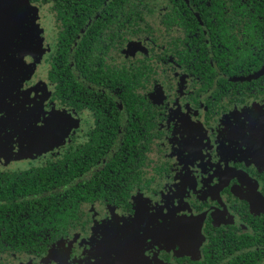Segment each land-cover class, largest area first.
<instances>
[{
  "label": "flooded vegetation",
  "instance_id": "1",
  "mask_svg": "<svg viewBox=\"0 0 264 264\" xmlns=\"http://www.w3.org/2000/svg\"><path fill=\"white\" fill-rule=\"evenodd\" d=\"M33 16L0 264H264V0H0V80Z\"/></svg>",
  "mask_w": 264,
  "mask_h": 264
},
{
  "label": "rangeland",
  "instance_id": "2",
  "mask_svg": "<svg viewBox=\"0 0 264 264\" xmlns=\"http://www.w3.org/2000/svg\"><path fill=\"white\" fill-rule=\"evenodd\" d=\"M24 21H27V19H25ZM15 36L16 38L13 41L11 52H14L12 54V60L16 63L13 68L4 66L7 73L5 75L6 80H3V78H1L0 80V90L3 92L8 91L6 86L10 83L6 84L7 82L11 81L14 88L16 86L18 87L19 83L22 80L26 79L27 75L31 74L35 62L37 61V57L39 56L41 51V33L39 25L37 23V18L35 16L29 17L27 23L23 26V29L19 32H16ZM25 54H30L31 56H33L35 59L34 62L28 64L25 60H23L22 57ZM244 111H249V113L247 114V119L254 123V119H257L256 117H258V115L257 113L251 111H264V107L257 106L256 104L250 109ZM20 155L25 156L26 154H16V156Z\"/></svg>",
  "mask_w": 264,
  "mask_h": 264
}]
</instances>
